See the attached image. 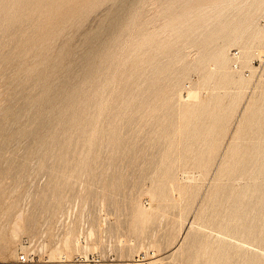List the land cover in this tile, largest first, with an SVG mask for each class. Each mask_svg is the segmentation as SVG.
<instances>
[{
	"label": "rangeland",
	"instance_id": "rangeland-1",
	"mask_svg": "<svg viewBox=\"0 0 264 264\" xmlns=\"http://www.w3.org/2000/svg\"><path fill=\"white\" fill-rule=\"evenodd\" d=\"M15 1L0 0V264H264V215L251 210L261 200L245 193L251 183L243 189L248 236L225 196L247 181L219 169L255 144L243 120L264 92V44L250 50L252 66L241 70L250 81L235 92L215 74L204 80L196 48L162 28L179 0L170 11L171 0ZM254 18L264 31V17ZM95 34L107 55L82 81L85 39ZM159 41L168 45L155 50ZM193 86L197 100L179 101ZM73 88L74 113L57 115L56 91ZM256 187L259 196L264 183Z\"/></svg>",
	"mask_w": 264,
	"mask_h": 264
},
{
	"label": "bare ground",
	"instance_id": "bare-ground-1",
	"mask_svg": "<svg viewBox=\"0 0 264 264\" xmlns=\"http://www.w3.org/2000/svg\"><path fill=\"white\" fill-rule=\"evenodd\" d=\"M117 1L120 2L119 5H122L123 0H117ZM172 1L173 0H171V2H169L168 5H167V10L168 11H170V9L173 7V5L171 4V3H173ZM179 1H181V8L179 10L180 13L172 12L171 14H169L167 16V18L164 17L165 19L161 20V22L164 21L163 24H161L162 28L166 30V32L169 35V37L171 36L173 38L171 42H174V43H178V42L186 43V41L188 40L189 43H190V46H193V47L196 48L195 55H196L197 69L200 72H202V71L206 72V76L204 77V80L207 79V78L211 79L213 74H215V76H217L220 79L221 82H223L224 84L228 85L229 88H231L234 91L235 90H239L240 88H245L246 85H248L250 79L246 78L244 76V74L242 73V71H243L244 68H247V67L249 68L250 65L252 66V64H250V65L248 64L249 63L248 61H250V63H251V59L253 58L252 54H250V50L256 44L257 45L264 44V31L261 30V27L259 28V27L256 26V24H255L256 23V21H255L256 18H254V15L255 16L258 15L260 17H264V0H252V2L245 9H243L244 4H245L244 1L240 2V0H179ZM200 2H203V3L200 4ZM22 3L24 4V2H22ZM20 5H22V4H20ZM120 9L122 10L123 7L119 6V10ZM159 13H160V11H159ZM115 14L116 15L112 19H110V21L108 22L107 26L105 25L106 26V28H105L106 32L105 33H107L108 31L110 32L115 27L117 19H118V16H119L117 11L115 12ZM163 32H164V30H163ZM165 34H163V35H165ZM100 37L101 36H98V35L95 34V35H88L87 38L85 39V42L89 46H88L87 51L83 54L82 59H81L80 66H81V79H82V81L87 79V78H89L90 75L93 73L92 71H93V69L95 67L96 62L97 61L102 62V60L105 59L104 58L105 55H107L106 54L107 47L105 45V42L103 40H101ZM166 37H164V38H166ZM218 39L223 40L224 43H221V44L219 43V44L215 45L214 43ZM166 40H167V38H166ZM148 41H149V43H148ZM152 41H153V36L149 35V36H147L145 38V41H144L145 44L144 45L150 44V42H152ZM94 43H97L96 44L97 47L95 46V49H93V46H92ZM167 43L168 42L163 43L162 41H159L156 44V46L154 47V49L155 50H158V49L160 50L162 47L166 46ZM181 45H183V44H181ZM128 46H129V44H128ZM232 46H237V48L240 50L239 52H237L238 55L234 56L233 55L234 52H233V53H231V56H229V51H230V48ZM173 54L177 55V52L175 51ZM248 58H250V60ZM182 60H183V57H180V55L175 59V61H180V62ZM167 69H168V65H165V66H163V68L159 67L156 70H157L158 73H161L164 70L166 71ZM252 72H253V70H252ZM71 77H73V74H71V76L69 74L67 75V78H71ZM178 79L179 78L175 77L174 80L170 83L171 84L170 85L171 89L175 87L176 83H178L177 82ZM199 82H200V80H199ZM256 86H257V88H260L259 91L261 90V88L264 89V73H262L260 75V79L258 80ZM79 91L80 90H78L77 88H73L72 90H69V91H66V90H63V89L56 91L54 97L60 99L59 101L61 102V105H62V107L58 106L59 108H57L56 110L54 109L56 111L57 115H61L62 110L64 108L66 110L70 111L71 113H74V108L72 109V102L78 96ZM234 91H231V90H230V92L226 91L227 92V94L225 95V97H227L226 100H228V98L230 99V97L232 96V94H229V93H232V92L235 93L236 91L235 92ZM259 93H261V92H259ZM116 96H117V94H116ZM177 98H179L178 99L179 101L186 102V104H187V102H190L191 100L193 101V99L197 100L196 87L193 86L192 88H190L186 92L185 95L183 93L182 94L179 93ZM231 101H233V100L230 99V102ZM227 103H229V101ZM195 104H196V102H195ZM195 104L194 105L190 104V106H187L185 108V111L187 113H191L192 114L193 111H196L195 110L196 109ZM95 110H97V109L95 108ZM248 110H249L248 111V116H246L244 118L243 122L247 123L246 127L249 129L248 132H247V136H248L247 139L249 140L250 143L254 142L255 144L253 146L247 148L245 151L240 152L239 156L236 155L238 157V159H239L237 162H233L232 163L230 161L232 163L231 165L229 164L230 166H228L226 163H224V164L221 165V168H219V169H220L221 173L223 172L225 175H228V177L230 179H233V177L238 174L239 177H244L245 180L247 181V184L244 185L240 189H236L235 187L230 185L228 191L226 190L225 196L227 198L231 199V200L232 199L234 200L230 204L229 210L231 208L230 212L232 214L231 216L234 215L233 216L234 220L237 219V223H236L237 225L236 224L235 225L236 226L241 225L240 227L244 228V230L246 231L247 235L248 236H252L253 233H254V227H253L252 222L251 223L249 222V224H246V223L244 224L243 223L244 221L242 222L243 216H239L238 215L239 214L238 211H240L242 209V204H243V201L245 200V197L249 196V195H247L245 193H250V196L253 195V197H254L253 201L255 200L256 202H258V199H260L261 200L260 204L262 205V206L259 205L260 208H258L257 211H256V209L254 210V208H256V207L253 206L254 208L251 209L252 212H259L261 215H264V190H262V194L258 196V194H257L258 187H256V184L258 182L264 183V92H262L261 94H259L256 97V99L251 103V105L248 108ZM91 127H92V125H91ZM243 134L245 135L244 132H243ZM95 145H97V144H95ZM233 153H231V154H233ZM236 156H234L235 159H236ZM233 161H235V160L233 159ZM187 181H189V180H187ZM249 183L252 184V189H250V192H245L244 193L243 189L247 188V185ZM248 190H246V191H248ZM255 194H257V196H258L257 200H256V197L254 196ZM17 219H18V216H17ZM262 220H264V218H262ZM262 229H264V228H262ZM260 231H262V230L259 229V232ZM236 244H238V243H236ZM232 255H233V253H232ZM50 258H52V257H50ZM253 259H254V256H253ZM50 260L53 261L54 259L53 260L50 259ZM59 261H63V259L60 260V258H59ZM59 261H57V262H59ZM82 262H84L83 264H86L87 262H89L88 257H86V258L84 257Z\"/></svg>",
	"mask_w": 264,
	"mask_h": 264
},
{
	"label": "built area",
	"instance_id": "built-area-1",
	"mask_svg": "<svg viewBox=\"0 0 264 264\" xmlns=\"http://www.w3.org/2000/svg\"><path fill=\"white\" fill-rule=\"evenodd\" d=\"M233 55L236 56V55H238V53L237 52H234ZM27 260H28L27 257H25L23 255H21L19 257V261L22 262V263H25Z\"/></svg>",
	"mask_w": 264,
	"mask_h": 264
}]
</instances>
